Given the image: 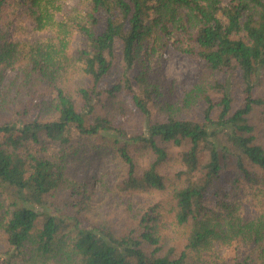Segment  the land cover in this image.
I'll list each match as a JSON object with an SVG mask.
<instances>
[{
	"label": "trees",
	"instance_id": "trees-1",
	"mask_svg": "<svg viewBox=\"0 0 264 264\" xmlns=\"http://www.w3.org/2000/svg\"><path fill=\"white\" fill-rule=\"evenodd\" d=\"M48 5L31 0L36 28L54 31L56 43L0 46V264H210L204 253L215 243L252 245L233 264H264V206L248 219L229 202L244 189L264 200V0H88L83 16L61 20ZM73 31L81 44L64 57ZM152 34L209 70L208 91L184 99L201 102L199 119L155 101L140 56ZM117 64L122 77L103 88ZM77 73L90 85L67 90ZM76 141L115 154L119 192L168 194L188 229L180 251H162L157 204L122 234L88 217L85 186L63 157ZM46 143L55 150L35 146ZM172 148L180 167L168 177L161 166Z\"/></svg>",
	"mask_w": 264,
	"mask_h": 264
},
{
	"label": "rangeland",
	"instance_id": "rangeland-1",
	"mask_svg": "<svg viewBox=\"0 0 264 264\" xmlns=\"http://www.w3.org/2000/svg\"><path fill=\"white\" fill-rule=\"evenodd\" d=\"M17 2L9 0L4 6L0 25L4 31L3 41H22L30 44L56 43L54 31L48 28L37 29L32 11L31 0H20ZM44 2L45 0H40ZM47 10L51 12L56 20L75 18L83 16L88 9V0H48ZM228 0H223L226 3ZM82 38L77 31H73L71 39L67 44L64 57H68L71 48L81 44ZM166 41V40H165ZM141 62L145 60L146 79L157 89V96L154 99L164 100L182 108V116L186 118L199 119L201 116V102L193 101L192 105H186L184 99L192 95L202 84L210 82L211 74L204 62L200 59L185 54L172 46L170 41L163 43L154 34L143 44L140 52ZM143 59V60H142ZM118 60V59H117ZM140 62V64H141ZM20 66L21 64H17ZM18 66L8 70L3 84L17 78L19 75ZM70 70V69H69ZM138 70V66L135 71ZM133 76L136 73H132ZM122 74L118 64L105 78L101 86L109 87L120 80ZM136 88V81L132 80ZM211 84V83H210ZM209 84V85H210ZM76 85L89 86L88 77L77 73L73 82L66 86L71 90ZM208 91L209 86L205 87ZM194 90V91H192ZM12 94V93H10ZM214 97L215 93L210 90ZM153 99V100H154ZM7 116L0 114V123L7 120ZM264 129H262V135ZM81 142H73L72 146L66 149L63 157L66 159L67 174L82 182L85 186L87 204V215L96 224L106 225L114 232L125 233L151 206H156L155 236L159 237L163 244L162 251L168 247H175L180 251L187 238L188 229L185 226L176 224L173 218V209L167 193L150 192L142 194H123L116 188L118 182V171L115 154L109 149H101L102 146L90 147L79 146ZM47 144V143H46ZM45 145V142L42 144ZM41 153L48 149L53 152L55 148L47 144V147L35 145ZM147 155H141L138 159L141 166L147 162ZM177 160V149L172 148L168 157L161 166L162 172L168 177L179 170ZM259 191L249 192L247 189L238 191L229 198L245 218L253 219L262 212L264 200L259 197ZM79 198V197H78ZM136 220V221H135ZM8 249L5 235L0 229V253ZM252 251V245L231 244L221 245L215 243L211 249L204 253L207 262L210 264H233L245 259Z\"/></svg>",
	"mask_w": 264,
	"mask_h": 264
}]
</instances>
